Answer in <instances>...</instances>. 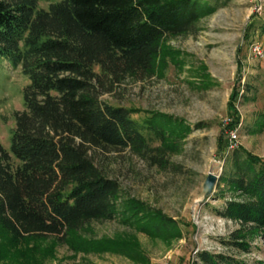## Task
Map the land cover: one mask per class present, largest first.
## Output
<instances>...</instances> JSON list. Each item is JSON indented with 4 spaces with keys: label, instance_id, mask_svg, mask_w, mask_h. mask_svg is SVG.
<instances>
[{
    "label": "trees",
    "instance_id": "16d2710c",
    "mask_svg": "<svg viewBox=\"0 0 264 264\" xmlns=\"http://www.w3.org/2000/svg\"><path fill=\"white\" fill-rule=\"evenodd\" d=\"M224 0H58L35 9V0H0V58L19 66L27 84L14 113L9 152L0 146V228L11 242L53 236L72 250L141 254L131 238L90 239V221L119 215L149 237L177 238V222L135 198L123 197L114 179L92 163L90 148H128L164 165L190 129L157 111L111 105L98 98L127 77L150 73L166 36L187 32ZM97 87L101 89L98 90ZM238 90L229 97L233 107ZM253 132L264 127L259 115ZM227 135V133H226ZM157 145L151 146L150 140ZM220 143V136L217 139ZM215 196L230 198L214 213L264 231V159L240 145L228 150ZM14 160V162L11 160ZM222 184L219 187V184ZM230 241L246 250L247 243ZM187 264H241L230 255L197 250Z\"/></svg>",
    "mask_w": 264,
    "mask_h": 264
},
{
    "label": "rangeland",
    "instance_id": "374dc122",
    "mask_svg": "<svg viewBox=\"0 0 264 264\" xmlns=\"http://www.w3.org/2000/svg\"><path fill=\"white\" fill-rule=\"evenodd\" d=\"M56 1L35 0V9H46ZM254 43L264 52V0H224L187 32L166 36L150 73L124 78L98 96L111 105L137 109L132 118L140 119L144 110L157 111L181 119L190 129L180 137L176 151L163 155V166L127 147L88 150L92 163L117 182L123 197L174 219L179 237H149L119 215L90 221L79 231L90 239L131 238L141 254L132 260L123 252L72 250L53 236L11 242L0 228V264H187L201 249L230 255L241 264H264V231H251L213 210L230 198L239 199L229 191L221 198L215 196L218 177L228 164L225 126L234 116L228 106L234 89L238 92L233 107L239 117L236 146L264 159V127L252 131L264 113V54L252 53ZM26 84L19 66L13 68L0 58V146L7 152ZM207 172L217 179L211 194L201 199ZM241 234L238 239L247 243L246 250L230 242Z\"/></svg>",
    "mask_w": 264,
    "mask_h": 264
},
{
    "label": "built area",
    "instance_id": "2783aa9c",
    "mask_svg": "<svg viewBox=\"0 0 264 264\" xmlns=\"http://www.w3.org/2000/svg\"><path fill=\"white\" fill-rule=\"evenodd\" d=\"M252 53L257 57H262L264 52L258 43H254L251 46ZM236 135H235V127L232 129H229L227 131V150H230L234 147H236V141H235Z\"/></svg>",
    "mask_w": 264,
    "mask_h": 264
},
{
    "label": "water",
    "instance_id": "95a60500",
    "mask_svg": "<svg viewBox=\"0 0 264 264\" xmlns=\"http://www.w3.org/2000/svg\"><path fill=\"white\" fill-rule=\"evenodd\" d=\"M217 176L211 172H207L202 182L201 199H206L212 192Z\"/></svg>",
    "mask_w": 264,
    "mask_h": 264
}]
</instances>
